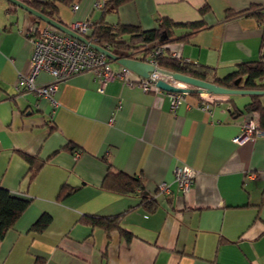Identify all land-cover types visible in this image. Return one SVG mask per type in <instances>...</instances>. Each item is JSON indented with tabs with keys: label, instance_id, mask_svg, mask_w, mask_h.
Instances as JSON below:
<instances>
[{
	"label": "crops",
	"instance_id": "crops-1",
	"mask_svg": "<svg viewBox=\"0 0 264 264\" xmlns=\"http://www.w3.org/2000/svg\"><path fill=\"white\" fill-rule=\"evenodd\" d=\"M98 1L108 0H56L57 15L67 25L100 21ZM259 7L264 0H129L105 18L146 30L161 17L198 22L187 37V28L176 29L183 38L169 48L225 76L263 57L264 30L250 12ZM38 18L0 0V186L31 199L0 242V264H34L39 256L43 264H264V135L234 141L246 121L258 119L246 109L251 96L211 94L215 103L204 109L188 94L174 111L167 93L118 77L102 86L90 71L61 82L56 103L20 91L32 30L47 23ZM52 80L46 72L38 77V83ZM21 150L43 162L33 178ZM184 164L197 171L186 193L175 180ZM109 169L138 176L144 188H106ZM162 182L168 191L159 190ZM44 213L51 224L33 230ZM87 215L121 216L120 226L109 233L84 221Z\"/></svg>",
	"mask_w": 264,
	"mask_h": 264
},
{
	"label": "trees",
	"instance_id": "trees-1",
	"mask_svg": "<svg viewBox=\"0 0 264 264\" xmlns=\"http://www.w3.org/2000/svg\"><path fill=\"white\" fill-rule=\"evenodd\" d=\"M69 3L71 0H63ZM129 0H108L103 4V16L100 21H93V27L85 34V36L95 43L109 48L112 52L134 57L138 53L139 59H145L148 53L152 52L157 46L167 47L157 55L159 65L170 72H181L196 78L209 80L221 86L229 88H244V89H264V60L263 57L259 60H247L236 65L235 69L225 76H219L216 69L212 66L203 63H196L186 60L182 56H172L169 48L171 41L179 40L182 36H177L176 29L187 28L186 37L192 34L195 29H198L200 24L180 23L169 17H161L158 19L157 27L153 29H142L140 26L133 24H113L106 21V14L110 11H115L121 4ZM56 0L37 1L30 0L27 3L42 11L46 15L59 20L57 15ZM250 9L252 15L259 20L264 30V9L262 7ZM39 21H41L38 18ZM62 22V21H61ZM165 34V36H164ZM264 44V33H263ZM240 79L239 83H236ZM203 101L199 92H191ZM251 101L247 104L246 109L258 114L257 121L260 127L264 130V105L261 101V96L252 94ZM241 113V111L234 110V114ZM21 155L29 162L31 169V178H33L43 162L36 156H33L21 150ZM104 186L106 188L119 191L122 193H135L138 189L144 188L142 180L138 176H130L123 172L111 171L109 169ZM70 192V190H69ZM31 203V199L19 194L13 193L11 190L0 186V242L10 227H13L19 217L26 211ZM121 216L101 217L96 215H87L83 219L93 226H101L107 232L119 227V219ZM52 217L48 213H44L32 225V229L41 232L49 227ZM128 239L131 235L125 230H121ZM43 257L36 258L34 264H43Z\"/></svg>",
	"mask_w": 264,
	"mask_h": 264
},
{
	"label": "built area",
	"instance_id": "built-area-1",
	"mask_svg": "<svg viewBox=\"0 0 264 264\" xmlns=\"http://www.w3.org/2000/svg\"><path fill=\"white\" fill-rule=\"evenodd\" d=\"M102 6L101 1L96 3L97 8ZM74 7L77 9L79 6L76 4ZM69 26L74 31L85 35L93 27V21L88 19L77 20ZM31 40L34 44V50L30 60V68L29 71L20 76L17 87L20 91L34 92L48 98L53 103H56L55 94L59 84L83 71H90L98 75L101 78L102 86L108 80L118 77L124 79L128 85H139L146 92L167 93L171 109L174 111L186 102L187 95L191 93L188 89L178 87L174 83L176 81L172 75L173 72L159 65L157 55L161 54L167 47L166 45L155 47L145 59H140L154 66L149 75L147 77L139 75L138 79H132L128 76L129 69L127 67L123 65L119 70L114 69L111 65L112 59L105 53L48 23L36 26L32 30ZM171 54L172 56H179L176 51H171ZM134 55L133 58L139 59L138 53ZM41 72L50 74L53 80L48 83H38ZM162 78L166 80L165 83L162 82ZM166 84L173 86H169L170 89H168L164 87ZM200 95L203 101L199 105L204 109H210L215 100L208 99L210 94L200 93ZM254 135H264V130L260 127L259 122L252 119L243 124L241 134L234 137V141L239 143ZM196 175L197 171L186 164L179 165L175 169V180L185 193L193 187ZM169 187L167 182L159 184V190L163 192L168 191Z\"/></svg>",
	"mask_w": 264,
	"mask_h": 264
},
{
	"label": "water",
	"instance_id": "water-1",
	"mask_svg": "<svg viewBox=\"0 0 264 264\" xmlns=\"http://www.w3.org/2000/svg\"><path fill=\"white\" fill-rule=\"evenodd\" d=\"M12 3L28 10L32 14L36 15L43 21L47 22L48 24L56 27L57 29L66 32L67 34L89 44L93 48L97 49L98 51H101L105 53L110 59L113 61H117L120 64L127 67L129 70H132L136 73H138L141 76L147 77L149 75V72L154 69V66L143 61L140 59H136L129 56H122L119 54H116L112 52L111 50L94 43L90 41L86 36L74 31L72 28H70L69 25L56 20L54 18H51L50 16L46 15L42 11L30 6L27 2L23 0H9ZM165 36V34H164ZM263 60H264V48H263ZM175 81H182L186 82L189 85H191L193 88L188 89L189 92H199V93H205V94H246V95H252V94H258V95H264V89H244V88H229L225 86H221L215 82L204 80L200 78H196L191 75H187L181 72H173L172 73ZM240 79H237L236 83H239ZM165 88L170 89L169 86L164 85ZM181 90V89H179Z\"/></svg>",
	"mask_w": 264,
	"mask_h": 264
},
{
	"label": "bare ground",
	"instance_id": "bare-ground-1",
	"mask_svg": "<svg viewBox=\"0 0 264 264\" xmlns=\"http://www.w3.org/2000/svg\"><path fill=\"white\" fill-rule=\"evenodd\" d=\"M162 82L163 83H165L166 82V80H164L163 78H162ZM184 83H186V82H184ZM186 84H188V83H186ZM189 85V84H188ZM166 86H173V85H171V84H166ZM178 87H181V88H184V89H192L193 87L190 85V86H178Z\"/></svg>",
	"mask_w": 264,
	"mask_h": 264
},
{
	"label": "rangeland",
	"instance_id": "rangeland-1",
	"mask_svg": "<svg viewBox=\"0 0 264 264\" xmlns=\"http://www.w3.org/2000/svg\"><path fill=\"white\" fill-rule=\"evenodd\" d=\"M95 7H96V6H95ZM102 7H103V6H102ZM102 7H101V8H102ZM74 9H75V7H74ZM97 10L100 11V9L96 7V11H97ZM93 21H94V20H93ZM82 35H83V34H82ZM84 36H85V35H84ZM175 83H183V82H182V81H181V82H180V81H176Z\"/></svg>",
	"mask_w": 264,
	"mask_h": 264
}]
</instances>
